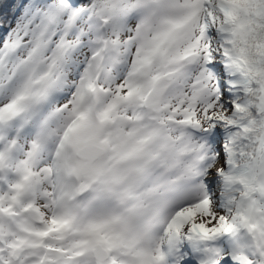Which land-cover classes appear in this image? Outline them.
Masks as SVG:
<instances>
[{
	"label": "snow or ice",
	"instance_id": "1",
	"mask_svg": "<svg viewBox=\"0 0 264 264\" xmlns=\"http://www.w3.org/2000/svg\"><path fill=\"white\" fill-rule=\"evenodd\" d=\"M11 7L0 264H264V0Z\"/></svg>",
	"mask_w": 264,
	"mask_h": 264
},
{
	"label": "trees",
	"instance_id": "2",
	"mask_svg": "<svg viewBox=\"0 0 264 264\" xmlns=\"http://www.w3.org/2000/svg\"><path fill=\"white\" fill-rule=\"evenodd\" d=\"M22 0H0V12L15 10L12 5H18Z\"/></svg>",
	"mask_w": 264,
	"mask_h": 264
}]
</instances>
